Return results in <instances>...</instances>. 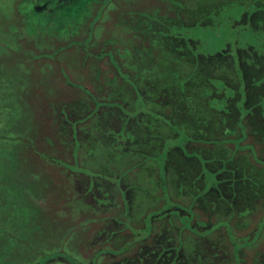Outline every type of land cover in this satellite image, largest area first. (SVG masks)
Listing matches in <instances>:
<instances>
[{
	"label": "rangeland",
	"instance_id": "rangeland-1",
	"mask_svg": "<svg viewBox=\"0 0 264 264\" xmlns=\"http://www.w3.org/2000/svg\"><path fill=\"white\" fill-rule=\"evenodd\" d=\"M29 3L0 0V264H123L124 253L153 236L165 217L184 224L186 238L211 233L210 239L222 243L214 251L225 250V264H264V142L248 141L244 130L234 128L224 130L217 142L184 147L186 159H176L181 170L197 159L204 165L215 158L220 169L234 160L240 175L232 174L223 189L231 194L228 202L233 198L237 204L223 214L218 211L223 201L214 206L204 194L211 174L206 172L204 188L193 186L191 171L175 187V173L164 165L165 148L183 136L168 135L170 121L157 117L162 125L157 145L155 126H149L154 130L140 145L129 142L128 130L112 134L105 121L122 111L167 112L155 100L161 91L171 98L192 70L172 58L178 38L194 40V54L230 43L247 45L261 56L264 14L244 18L245 24L234 17L252 2L223 0L216 18H137L168 7L169 1L78 0L70 15L55 18L29 11ZM228 69L216 72L231 77ZM251 69L250 84L264 89V67ZM209 81L219 88L216 79ZM234 89L240 93L234 105L241 117L243 85ZM203 90L197 92L203 95ZM230 93L225 88V95ZM256 102L264 110V96ZM260 134L264 141V127ZM123 141L130 151L116 148ZM78 182L88 190L104 183L110 201L92 208L75 191ZM184 189L189 196L177 194ZM215 207L207 223L204 217Z\"/></svg>",
	"mask_w": 264,
	"mask_h": 264
},
{
	"label": "trees",
	"instance_id": "trees-1",
	"mask_svg": "<svg viewBox=\"0 0 264 264\" xmlns=\"http://www.w3.org/2000/svg\"><path fill=\"white\" fill-rule=\"evenodd\" d=\"M109 1V0H106ZM169 6L163 9H155L152 15H148V13H141L136 16L137 18H216L222 12V1L223 0H168ZM232 3L234 0H229ZM256 1V0H254ZM238 4H240V1ZM243 5V3H241ZM164 5V4H163ZM58 7V8H62ZM165 7V6H164ZM68 7L60 12L58 17L55 18H64L70 14L67 12ZM244 9V8H243ZM62 10V9H61ZM165 10V12H164ZM29 11L33 13L42 12V10H34L31 6H29ZM240 11V10H239ZM238 11V12H239ZM245 14L248 13V9L242 10ZM238 14V13H237ZM226 18H229L227 16ZM233 18V17H232ZM236 18V17H234ZM201 25H204L202 21H200ZM147 35V34H146ZM144 35V40L148 36ZM190 40V38H189ZM188 39L184 40L183 38H178V41H174L172 46V58L176 61H182L189 63L192 67L190 72L185 75L186 79H182L177 86L174 87L173 95L171 98H166V96L162 93L158 95L155 103L161 106V109L165 106L167 107V112L165 110H153L146 109L142 111H137L133 115H128V112H121V117L112 118L108 117L106 121V128L113 134L115 133L118 137L121 135V130L125 129L132 135L130 137V141L132 144H142L148 134H151L154 130L157 133L153 135V142L157 145V142L161 141L160 136H158L159 128L162 125H158L157 117L163 120V123L167 124L170 121L171 131L169 132V136L171 138H176L179 135L183 136V139L177 143L167 145L165 148V160L164 165L168 167H172L176 175H182L183 170L179 168V164L186 159L184 156V152L182 149L186 147L189 150H192V145L201 143V142H217V136L222 135L224 130H232L234 128H238L240 131H245V137H249L250 139H256L259 142H264L263 139L260 138V129L264 127V110L258 107L256 100L264 96V89L261 88L262 84L251 85L250 84V76L249 69L253 72H262L264 67V49L263 54L261 56H256L255 53L251 52L250 47L242 48L236 47L233 48L230 44H223L222 48L217 49L216 51L208 54H200V53H192L190 52V48H185V42L189 41ZM182 46V50L178 49L179 46ZM189 54L190 56L186 55ZM254 56V59H249ZM226 65L230 66L229 68L231 72V77H228L227 74H223L220 72H216L217 69H222ZM211 66V69H210ZM223 74V75H222ZM198 76L195 78V76ZM178 78V77H177ZM190 78V81H188ZM216 79L219 83V88L211 83L209 80ZM220 82H222L220 84ZM241 82V83H240ZM239 84L243 85V114L240 117L239 111L235 108L234 102L238 101L240 98V93L235 91V87ZM200 87L204 90L203 95L199 94L197 90H200ZM207 87V88H205ZM225 88H229L231 93L225 95ZM209 90V93L204 92ZM143 90V88H142ZM139 91V90H138ZM143 95L142 92H139ZM146 99V96H144ZM211 98L213 99L211 101ZM219 102V103H218ZM144 104H142V107ZM204 107L203 112L205 114L203 116L200 115V107ZM119 111V110H118ZM259 111V113H258ZM150 112H153L150 115ZM168 119V122L165 119ZM157 120V121H156ZM154 121L156 122L154 124ZM140 126V127H139ZM140 128L139 135L136 134L134 136L133 132H135L134 128ZM253 130L257 131L258 135L253 134ZM243 132V131H242ZM242 134V133H240ZM250 134V135H249ZM134 136V137H133ZM113 137V136H112ZM126 139V137H125ZM124 139V141H125ZM128 140V139H127ZM123 143H120L118 150L122 148L124 151H130L127 147H124ZM257 141V142H258ZM120 142V141H119ZM128 142V143H129ZM123 144V145H122ZM143 145V144H142ZM190 145V146H188ZM123 146V147H122ZM136 151L137 150H133ZM209 154V153H208ZM176 159H178L176 161ZM214 163L210 164L212 166H216V159H212ZM198 165L202 162H199L197 159ZM227 165L231 164L232 168L228 166L226 170L229 172L233 171V176H237L240 173L236 172V166L234 165V160H230ZM209 168V164H207ZM226 165V166H227ZM230 165V166H231ZM207 167V169H208ZM208 175H212V172L205 171V177ZM225 172L221 173V176L218 175L217 181L224 179ZM199 175V174H198ZM222 175L224 177H222ZM197 176V175H196ZM210 177L209 185L212 188L214 186L215 181ZM182 178V177H181ZM180 178V179H181ZM226 178V177H225ZM230 178V177H229ZM232 179V178H230ZM183 180V179H182ZM216 180V179H215ZM167 181V180H166ZM232 181V180H231ZM222 182V181H221ZM164 183V182H163ZM178 187V185H177ZM196 187V186H195ZM211 188V189H212ZM210 188L207 187L206 190ZM184 190H178L177 193H184ZM223 192H227L222 190ZM192 195H195L193 191H189ZM208 193V192H206ZM209 196V195H208ZM197 199V198H196Z\"/></svg>",
	"mask_w": 264,
	"mask_h": 264
},
{
	"label": "flooded vegetation",
	"instance_id": "flooded-vegetation-1",
	"mask_svg": "<svg viewBox=\"0 0 264 264\" xmlns=\"http://www.w3.org/2000/svg\"><path fill=\"white\" fill-rule=\"evenodd\" d=\"M249 2H252V4H247L248 6V13L244 12H237L236 18H242V21L244 18H262V15L264 14V0H249ZM78 3V0H43L41 3L37 0H30V5L32 9L38 11L42 10L44 12H47L48 15L56 16L59 14L58 10H64L65 7H68L69 9L74 6V4ZM260 4H262L260 6ZM62 8H58L61 7ZM262 20V19H260ZM245 24H248L247 22L243 21ZM138 34H141L143 37L145 34L136 31ZM262 45L264 47V41L262 40ZM195 41L190 39L189 41L185 42V48H190V51H192L195 48ZM227 46L230 43H225ZM247 45L243 46L242 48H246ZM249 47V46H248ZM227 67H230L226 65ZM206 163L203 165L201 163L198 164H186L184 165V170L182 175H176L174 174L175 178V187L179 184V181H184L186 175L188 172H192L191 177L194 176V182L193 186L196 188H204V184L207 180V178L204 175L205 171H211L213 179L212 181H215L214 186L215 188H212V186L208 185V188H212L209 192V189L205 187V195L212 199V202L214 203V206L216 205L215 202H222L224 203V206L222 210L216 209L215 210H209V213H207L204 217V220L209 223V218L211 214H216V211H220V213L227 214L230 211V207L233 208V206H236L235 201L232 199V202H228L230 200L231 194L228 192H223L222 190L224 188V184L228 182L229 179L232 178L233 171L229 170L227 171L226 168L228 166L232 168V165L229 164L225 167H221L219 165H216L215 167L212 166L211 168L207 166ZM208 167V169H207ZM170 168L171 173H175L172 167ZM225 172L223 180L217 181L218 175L221 176V173ZM199 174V175H198ZM197 175V176H196ZM182 177V178H181ZM181 178V179H180ZM183 179V180H182ZM216 179V180H215ZM211 180V179H210ZM222 181V182H221ZM88 182V181H87ZM74 189L75 191H78L80 194V197L82 200L88 205V203L91 205L92 208L97 207L98 205H102L103 201L105 199H108V202L110 201V192L109 188L107 189V186L104 185V183L97 182V184H93L91 186V189L88 190L87 186H81V182L74 183ZM236 186V185H235ZM86 187V188H85ZM124 189L123 193L125 192V187L122 186ZM88 191H90L91 194H88ZM107 192V194H106ZM130 192V191H129ZM196 193V191H193ZM208 192V193H206ZM182 193V192H181ZM180 193V194H181ZM185 193V192H184ZM179 194V193H177ZM228 194V195H227ZM185 195L189 196V193H185ZM200 195V193H199ZM197 195V196H199ZM209 195V196H208ZM219 197H223V199H218ZM198 199V198H197ZM196 199V200H197ZM221 200V201H220ZM126 202L129 203L128 198H126ZM222 203H220L222 205ZM110 204V203H109ZM212 207V206H211ZM202 218V217H201ZM115 224V222H114ZM118 224V223H117ZM115 224V225H117ZM111 224H108L106 226V229L109 228ZM156 228L158 231H155L153 236L147 237L144 239L142 245H135L132 248H129L124 253V256L122 257L123 264H225L227 262L226 255H224L225 250H215L217 246H221L222 243L218 239H210L209 237L212 236L211 233L205 234L199 233L198 238H194L190 236L192 239H189V237L186 238V231H185V225L180 223L178 224L176 219H170L165 217L161 222H158ZM185 231V232H184ZM197 231V230H196ZM198 232V231H197ZM101 236V234H100ZM201 238V239H200ZM199 239V240H198ZM147 240V241H145ZM198 240V241H196ZM252 245V244H251Z\"/></svg>",
	"mask_w": 264,
	"mask_h": 264
}]
</instances>
